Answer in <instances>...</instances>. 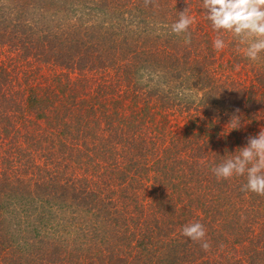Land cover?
<instances>
[{"label": "trees", "instance_id": "16d2710c", "mask_svg": "<svg viewBox=\"0 0 264 264\" xmlns=\"http://www.w3.org/2000/svg\"><path fill=\"white\" fill-rule=\"evenodd\" d=\"M216 35L202 0H0V264H264V196L212 171L264 128V55Z\"/></svg>", "mask_w": 264, "mask_h": 264}, {"label": "clouds", "instance_id": "9594fccd", "mask_svg": "<svg viewBox=\"0 0 264 264\" xmlns=\"http://www.w3.org/2000/svg\"><path fill=\"white\" fill-rule=\"evenodd\" d=\"M152 2L153 0H145L146 4ZM202 8L206 19L217 33L213 41L216 51H222L227 46L225 37L230 36L236 44L235 51L242 52L252 62L261 59L264 55V0H202ZM194 22L187 7L179 12L178 20L170 26L171 31L178 36L184 35L185 42L190 43L189 29ZM228 125L233 130L239 129L240 118L234 115ZM237 150L230 158L215 166L213 173L218 180L246 174L247 183L241 190L264 196V128L260 129L258 135L250 136L245 147ZM182 234L192 242L199 243L204 251L209 250L210 244L206 241L203 224H186Z\"/></svg>", "mask_w": 264, "mask_h": 264}, {"label": "rangeland", "instance_id": "374dc122", "mask_svg": "<svg viewBox=\"0 0 264 264\" xmlns=\"http://www.w3.org/2000/svg\"><path fill=\"white\" fill-rule=\"evenodd\" d=\"M224 51H225V49H223L222 51H218V54H219V55H220V54H224ZM225 52H226V55H227L228 52H227V51H225ZM2 60H5V58H4V57L1 58V56H0V63L2 62ZM6 60H7V59H6ZM202 94H203L202 91H200V92H199V96H201ZM200 115H202V114H200ZM173 119H175V120L173 121V125H174V128H175L177 131H183V130H186L187 122L189 123L188 119L182 120L180 117H175V118H173ZM192 120H194V116L192 117Z\"/></svg>", "mask_w": 264, "mask_h": 264}]
</instances>
